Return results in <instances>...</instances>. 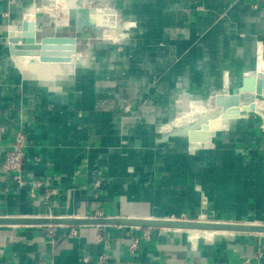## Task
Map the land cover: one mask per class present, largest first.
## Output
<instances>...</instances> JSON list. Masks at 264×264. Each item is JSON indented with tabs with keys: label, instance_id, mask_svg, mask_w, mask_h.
Listing matches in <instances>:
<instances>
[{
	"label": "crops",
	"instance_id": "crops-1",
	"mask_svg": "<svg viewBox=\"0 0 264 264\" xmlns=\"http://www.w3.org/2000/svg\"><path fill=\"white\" fill-rule=\"evenodd\" d=\"M85 10L111 12L124 38L106 39ZM31 12L38 37L81 25L70 63L11 54ZM260 60L264 0H0V163L22 132V178H49L31 195L0 170V219L264 225V96L198 146L162 129L186 103L240 87ZM197 232L0 225V264H264V234Z\"/></svg>",
	"mask_w": 264,
	"mask_h": 264
},
{
	"label": "water",
	"instance_id": "water-1",
	"mask_svg": "<svg viewBox=\"0 0 264 264\" xmlns=\"http://www.w3.org/2000/svg\"><path fill=\"white\" fill-rule=\"evenodd\" d=\"M70 12L78 8L69 3ZM105 10L96 12H83L84 18L89 14H100ZM72 16V15H71ZM81 26V25H80ZM78 26L76 35L72 37L43 36L38 37L35 25V16H30L22 23L20 36L9 38L10 52L13 56L37 58L39 63L57 65L70 63L76 54L78 38L81 27ZM264 96V70H259L250 78L243 80L242 85L230 93H220L211 96L206 104L207 112L186 125L171 130L169 136L186 137L191 143H205L221 124L237 118L240 112H249L256 100ZM235 114V115H234ZM0 225H33V226H124L139 228H157L181 231L203 232H231L264 234V225L216 223L206 221H189L177 219L164 220H133L110 218H84V219H0Z\"/></svg>",
	"mask_w": 264,
	"mask_h": 264
},
{
	"label": "bare ground",
	"instance_id": "bare-ground-1",
	"mask_svg": "<svg viewBox=\"0 0 264 264\" xmlns=\"http://www.w3.org/2000/svg\"><path fill=\"white\" fill-rule=\"evenodd\" d=\"M56 3H58V0H54ZM68 3V2H67ZM68 7V6H67ZM91 9V8H89ZM96 10V9H94ZM114 11V10H113ZM63 12L65 14H68L67 9L63 8ZM75 13V12H74ZM111 12L109 11H104L102 12L100 15L93 13L91 15H93L94 17L97 18V20H99L101 23L109 26L110 31H107L104 33V36L106 39L109 40H113V41H119L122 38H124L123 33L117 32L116 31V26H115V20L112 14H110ZM34 14L31 12L30 16H33ZM98 15V16H97ZM29 16V17H30ZM88 16L89 13H88ZM75 17V16H74ZM56 22V21H55ZM57 23V22H56ZM77 27V26H76ZM21 57V56H19ZM23 58V63L24 64H31V62H35L36 60H38L37 58H33V57H22ZM21 59V58H19ZM37 63V62H36ZM34 64V63H33ZM73 64V63H72ZM259 70H264V62H262L261 60L259 61ZM28 69V68H27ZM45 76V75H44ZM207 112V108L204 107L202 104L190 101L188 103H186L183 107V109L178 112L175 117L173 118V120L169 123H167L162 129L164 130H169L170 128L174 127V128H178L186 123H188L190 121V116L193 115L194 113H205ZM198 115V114H197ZM235 115V114H234ZM200 116V114H199ZM202 116V115H201ZM229 121V120H228ZM224 122L221 124V127L224 126ZM161 129V130H162ZM194 146H198L200 143H192ZM194 236H197L198 232L197 231H193ZM227 232H206L204 233V235L206 237H211L213 236V234H224ZM193 236V235H192Z\"/></svg>",
	"mask_w": 264,
	"mask_h": 264
},
{
	"label": "built area",
	"instance_id": "built-area-1",
	"mask_svg": "<svg viewBox=\"0 0 264 264\" xmlns=\"http://www.w3.org/2000/svg\"><path fill=\"white\" fill-rule=\"evenodd\" d=\"M26 146V137L22 132H17L14 138V142L10 148V150L6 153L3 161L0 163V170L3 173H10L12 174L13 181L19 187H30L31 188V195H33L32 189L39 188L43 186L49 185V178L44 179H35L26 181L22 178L23 166H24V159L25 153L24 149ZM97 216L100 214H96ZM183 220V219H177ZM147 237V234L145 235ZM136 242L132 245V248H135ZM105 260V257H101L99 259L98 264H102ZM244 264H252L249 260H246Z\"/></svg>",
	"mask_w": 264,
	"mask_h": 264
},
{
	"label": "rangeland",
	"instance_id": "rangeland-1",
	"mask_svg": "<svg viewBox=\"0 0 264 264\" xmlns=\"http://www.w3.org/2000/svg\"><path fill=\"white\" fill-rule=\"evenodd\" d=\"M257 107H258V109L264 107V103H259ZM197 114H198V115H197ZM199 114H200V116H199ZM203 114H206V112H205V113H194L193 115L190 116V121H189V122H191L192 120H194V119H196V118L201 117V115H203ZM189 122H188V123H189ZM188 123H186V124H188ZM186 124H184V125H186ZM182 126H183V125H182ZM180 127H181V126H180ZM172 128H174V127H172ZM178 128H179V127H178Z\"/></svg>",
	"mask_w": 264,
	"mask_h": 264
}]
</instances>
